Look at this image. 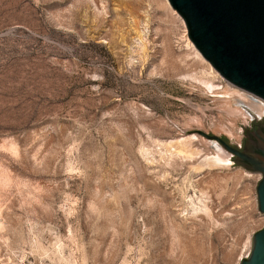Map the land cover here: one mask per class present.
<instances>
[{"label": "rangeland", "instance_id": "374dc122", "mask_svg": "<svg viewBox=\"0 0 264 264\" xmlns=\"http://www.w3.org/2000/svg\"><path fill=\"white\" fill-rule=\"evenodd\" d=\"M189 43L157 0H0V264L248 257L261 176L199 168L198 131L241 146L264 102L233 114Z\"/></svg>", "mask_w": 264, "mask_h": 264}, {"label": "water", "instance_id": "95a60500", "mask_svg": "<svg viewBox=\"0 0 264 264\" xmlns=\"http://www.w3.org/2000/svg\"><path fill=\"white\" fill-rule=\"evenodd\" d=\"M168 2L184 21L190 42L219 76L264 102V0ZM242 127V149L223 138L198 134L219 145L235 165L260 174L256 196L258 212L264 215V121L246 134L248 127ZM240 264H264V228L252 236L250 253Z\"/></svg>", "mask_w": 264, "mask_h": 264}, {"label": "bare ground", "instance_id": "6f19581e", "mask_svg": "<svg viewBox=\"0 0 264 264\" xmlns=\"http://www.w3.org/2000/svg\"><path fill=\"white\" fill-rule=\"evenodd\" d=\"M157 1H158V3H161L164 6V8L168 11L169 14H171V16L177 17L182 22V18L176 13V11H174L171 8L168 0H157ZM189 46L192 48V52H193L195 58H197L201 63H203L208 71H210L212 74H218L214 69H212L211 65L208 64V62L201 56V54L196 50V48L193 46V44L191 45V43H189ZM203 84L208 88V90L211 89V91L214 89V87H216L212 83H209V82H203ZM229 85H231V84H229ZM229 85L226 86V88L223 91L224 98H225L224 101L226 102V104H228L231 99L240 100L244 103V106H245L244 108L247 110L246 111V110H243L241 108L231 109L229 106L230 105V103H229V105H227V106H228V108H230V110H231V112H233V114H235L236 116H240L241 118L242 117L248 118L247 117L248 114L246 112H248V113L250 112L253 115H260L263 112V105L259 100H257L256 98H253L252 96H250V94H247L244 91L240 92L241 90L239 91V89L237 90L236 87H234L232 85L229 86ZM218 148L219 149L216 151V153L213 156H206V157L201 159V161L199 162V168L205 169V170H212V169H219V168H227L228 167V163H229V161L227 159L228 153H226L220 147H218Z\"/></svg>", "mask_w": 264, "mask_h": 264}, {"label": "flooded vegetation", "instance_id": "af4514ba", "mask_svg": "<svg viewBox=\"0 0 264 264\" xmlns=\"http://www.w3.org/2000/svg\"><path fill=\"white\" fill-rule=\"evenodd\" d=\"M263 121H264V118H261L260 120H257V121H255V122L251 123V125L249 126V128H247V129L245 130V134H246L247 131H253L254 129H256L257 124L262 123ZM243 141H244V140H243ZM243 141H242L241 146H237V145H232V146L235 147V148H238V149H242ZM228 143H229V142H228Z\"/></svg>", "mask_w": 264, "mask_h": 264}]
</instances>
